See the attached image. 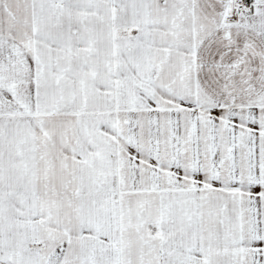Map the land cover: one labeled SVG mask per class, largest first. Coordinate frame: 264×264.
Returning a JSON list of instances; mask_svg holds the SVG:
<instances>
[{
	"label": "snow or ice",
	"instance_id": "6c2138e0",
	"mask_svg": "<svg viewBox=\"0 0 264 264\" xmlns=\"http://www.w3.org/2000/svg\"><path fill=\"white\" fill-rule=\"evenodd\" d=\"M0 264H264V0H0Z\"/></svg>",
	"mask_w": 264,
	"mask_h": 264
}]
</instances>
